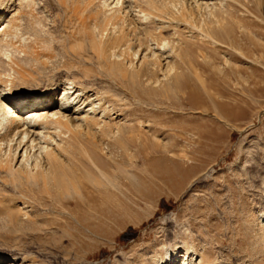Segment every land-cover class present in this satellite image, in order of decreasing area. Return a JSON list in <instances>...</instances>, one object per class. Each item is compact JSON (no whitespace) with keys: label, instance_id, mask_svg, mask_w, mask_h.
<instances>
[{"label":"rangeland","instance_id":"obj_1","mask_svg":"<svg viewBox=\"0 0 264 264\" xmlns=\"http://www.w3.org/2000/svg\"><path fill=\"white\" fill-rule=\"evenodd\" d=\"M59 1L33 0L30 33L0 45V97L81 88L88 119L106 118L46 188L2 175L0 261L264 264V0H161L164 23L105 60L83 7ZM143 54L156 63L138 72Z\"/></svg>","mask_w":264,"mask_h":264},{"label":"bare ground","instance_id":"obj_2","mask_svg":"<svg viewBox=\"0 0 264 264\" xmlns=\"http://www.w3.org/2000/svg\"><path fill=\"white\" fill-rule=\"evenodd\" d=\"M59 2L62 4L68 2L71 4L70 6H75L78 9L83 7V10L86 12L85 14L88 16V22L84 24L82 31L85 37L84 41H86L88 49L94 52L101 60H105L109 53L114 55V53L119 52L120 56L125 55V46L127 47V44H129L128 38L129 35L135 32V26L142 24V21L150 18L159 23H164L162 22L165 21L163 17L164 12L170 9L169 7H167L168 9L166 8L169 4L163 5L164 2L162 3L161 0H66L65 2L60 0ZM33 3V0H0V45L8 41V38L14 35L16 38V35L21 33V38L18 37L22 40V34L28 35V33H30L28 29L30 25L32 26L30 20H32ZM168 12L171 11L168 10L167 13ZM167 13L166 16L168 15ZM34 27L31 28L34 29ZM146 33H148V31H146ZM147 36L145 37L148 38ZM28 39L29 36L26 38V41ZM142 39L144 38H141V40ZM17 41L18 40H16V42ZM2 46L4 45L2 44ZM2 46L0 47L2 48ZM29 47L32 46H27L25 44L22 50L23 55L27 53L26 50ZM83 47L84 46L81 45L75 46L78 50H83ZM156 55L151 54L148 56L143 54L139 59V66L141 67L138 69V72L143 68L154 66L156 63ZM69 89L63 88L56 94L54 88L46 86L43 88L35 87L22 91L19 90V92L15 93L6 92L7 94L1 95L0 178H2V175L6 177L9 176L8 178L11 177L13 180L19 181L20 183L26 182L32 185L34 184L35 186L41 182L43 187L46 188L48 181L55 180L56 173H60L65 177L66 173L69 170L71 171L72 168L70 169L69 162L65 158L68 141H76L81 138H84V141H86L85 137H88L95 130L98 134L101 128L100 125L103 124L104 126V122L98 124L97 121H102V118L106 116L104 113L106 110L99 111L100 114H98L101 118L98 116L99 119L97 118L96 122L88 119V112L93 110H86L84 104L89 99L83 102L81 101L82 99L80 100L78 98L79 94H82L81 88L73 92H71V89L69 91ZM113 96L114 95H112V98H114ZM98 103L99 101L97 104ZM95 113L92 112L93 116ZM93 135L96 134L93 133ZM93 135L91 138L94 137ZM91 142L92 141H90V143ZM77 143L80 144V142ZM79 144H77V146H79ZM85 155L87 154L85 153ZM85 158H87V156ZM88 160L91 164L90 166L97 172V166L90 156H88ZM75 170L76 169H74V172ZM15 181H13L14 184L16 183ZM99 185L96 186V188H98L96 190L97 194L101 192V190H99ZM35 186L31 187L35 188ZM1 198H3V195ZM175 254L168 253V259L175 261V258H181L182 261L180 264H197L196 262L194 263L193 258H191L189 262L187 261V256L179 255L176 257L177 254ZM8 259V263H6V261L1 262V259L0 264H11L15 262L14 259Z\"/></svg>","mask_w":264,"mask_h":264},{"label":"trees","instance_id":"obj_3","mask_svg":"<svg viewBox=\"0 0 264 264\" xmlns=\"http://www.w3.org/2000/svg\"><path fill=\"white\" fill-rule=\"evenodd\" d=\"M128 233H125L124 235H122V238H125L127 236Z\"/></svg>","mask_w":264,"mask_h":264}]
</instances>
